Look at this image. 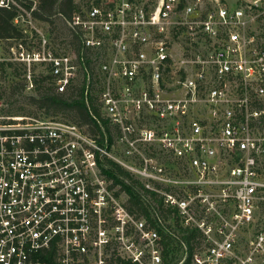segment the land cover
I'll use <instances>...</instances> for the list:
<instances>
[{"label": "built area", "instance_id": "1", "mask_svg": "<svg viewBox=\"0 0 264 264\" xmlns=\"http://www.w3.org/2000/svg\"><path fill=\"white\" fill-rule=\"evenodd\" d=\"M73 4L66 50L38 31L12 63L27 91L37 66L56 94L81 93L92 122L0 113V264H162L163 235L179 237L154 201L152 222L118 202L119 152L198 233L177 264H264V226L244 236L264 205V0Z\"/></svg>", "mask_w": 264, "mask_h": 264}, {"label": "trees", "instance_id": "2", "mask_svg": "<svg viewBox=\"0 0 264 264\" xmlns=\"http://www.w3.org/2000/svg\"><path fill=\"white\" fill-rule=\"evenodd\" d=\"M27 4L24 5L30 9L33 2L36 3V9L31 12L34 18L41 21L51 20L52 16L61 14L65 18H69L75 6L73 0H26ZM17 8L11 6L9 8L0 7V41H7L10 39H21L20 29L14 24L13 19L17 16ZM51 22V21H49ZM5 68L10 70V75L17 81H11L9 85V96L21 95L25 90V67L17 65L9 61L0 62V71L4 73ZM34 88L32 95L24 96L28 109L19 107L16 112L11 110L5 112L9 115H25L29 117H54L62 116L63 119H69L79 126L90 124L91 118L89 110L82 101L81 93L74 95L73 92L67 94H56L46 76L33 77ZM22 96V95H21ZM91 110L99 116L97 107L92 99H90ZM106 126V122L103 121ZM109 168L105 171L108 180L112 186H119L120 190L127 196V203L125 208L130 214H139L144 219L152 222L150 206L146 203L147 199L154 201L158 207L160 215L163 219H171L173 227L169 229L176 235L179 240L169 235H163V248H162V264H177L182 258L184 251L181 242L186 246L187 257L185 262L188 261L192 252L191 244L198 236L194 229L183 228L180 225V218L175 210L165 208L162 202L156 197L154 192L149 191L144 185L131 175L124 168L118 164L108 161ZM117 196V194H115ZM168 228V225H167ZM122 264H131L128 261H122Z\"/></svg>", "mask_w": 264, "mask_h": 264}, {"label": "rangeland", "instance_id": "3", "mask_svg": "<svg viewBox=\"0 0 264 264\" xmlns=\"http://www.w3.org/2000/svg\"><path fill=\"white\" fill-rule=\"evenodd\" d=\"M10 2L17 8V26L19 29H21L22 37L19 40L10 39L7 41H0V62L3 61H15L14 60V53L18 50V44L21 43L24 49L32 50L36 49L38 46V31H41L44 35H46L49 39V41L52 44L57 45L58 49L66 50V46L70 43L71 36L68 29V26L66 25V22L58 15L52 16L51 20L48 21H41L38 19H34L29 15V11L27 10L24 5L27 4L26 0H10ZM51 21V22H49ZM42 71V68L34 66L31 67L30 72L31 74H34L36 77L40 75ZM18 79L13 78L10 75V70L5 68L4 73L0 71V113L5 114V112L11 110L12 112H16V110L19 107H24L28 109V106L26 104V100L23 98L27 95H32V91H27L26 89L23 90L22 96L17 94L14 96H9V85L12 84L11 81H17ZM41 116V115H39ZM63 118V117H62ZM66 121H69V119H65ZM140 153L148 157L149 153H147V148L140 149ZM114 156L121 162H123L125 165H127L130 168H136L140 166V160L137 159L136 155L127 156L122 153H115ZM139 159H141L139 157ZM167 159L159 157L158 162L166 169V173L168 175H174L178 170V168H174V166H171L170 163L166 161ZM124 168L126 171H128L131 175H133L136 179H138L140 182H144L146 184H149L147 180L143 177H137L134 171L132 169ZM165 173V174H166ZM262 174L264 176V166L262 169ZM142 180V181H141ZM161 189H164V186H161ZM111 191L114 194H117L118 202L123 204L124 206L127 203V196L125 193H123L119 186H112ZM148 203L155 208L157 205L155 203L148 201ZM148 204V206H149ZM137 218H142L139 214L136 215ZM256 218L257 222L251 228V230L244 234V236H250L256 229L264 226V205L260 206L259 209L256 212ZM166 223L172 227L173 223L172 220L166 219Z\"/></svg>", "mask_w": 264, "mask_h": 264}]
</instances>
